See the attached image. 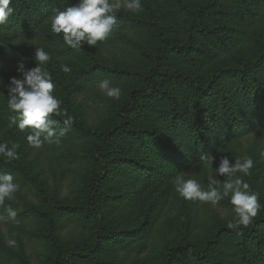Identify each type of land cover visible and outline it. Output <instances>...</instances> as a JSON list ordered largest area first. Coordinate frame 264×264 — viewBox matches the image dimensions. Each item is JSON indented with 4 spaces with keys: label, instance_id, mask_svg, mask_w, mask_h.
Instances as JSON below:
<instances>
[{
    "label": "rangeland",
    "instance_id": "374dc122",
    "mask_svg": "<svg viewBox=\"0 0 264 264\" xmlns=\"http://www.w3.org/2000/svg\"><path fill=\"white\" fill-rule=\"evenodd\" d=\"M227 1L234 7V0ZM202 5L204 0H146L139 13L121 9L137 21L129 22L135 32L115 30L94 47L84 45L82 50H68V54L62 39L50 32L46 18L51 12L42 20L39 31L28 39L13 41L11 35L0 30V51H8L11 58L16 50V65L6 71L0 69V80L7 85L10 77L19 78L16 69L20 62L24 63L25 69L35 67L36 62L32 58L34 48L43 47L51 57L45 67L52 74L54 95L61 100V108L67 111L66 116L73 117L84 126L95 125L107 117L104 107L107 100L112 99L104 96L96 87L103 78L86 79L78 71L88 68L93 61L131 69L132 75L123 79L120 76L109 79L114 86L122 89L120 99H113L114 102H121L129 89L145 88L144 74L152 64L159 33L176 37L178 43H185L183 39L186 34L182 27L192 21L189 14L199 10ZM252 8L257 10L259 6L254 4ZM258 15H251L246 22L244 19L236 21L223 16H220L223 18L221 21H217L218 17L215 16L203 22L211 32H198L191 39L188 56L171 52L160 68L171 73H199L209 78L214 61H223L225 65L233 62L231 55H220L217 49L219 44L216 42L220 41L222 31L217 32L216 27L223 25L224 36L231 35L232 38L229 37L233 40L241 39L240 28L248 29L249 39L251 34L264 29V18ZM249 23L250 27L247 28ZM244 39L241 50H246L244 47L249 42L247 37ZM61 64H67L71 72H62ZM170 90L171 87L166 90L164 86H159L161 98L155 103L159 112H141L137 109L131 114L133 118L128 125L134 132L124 137H114L117 148L107 156L108 170L94 194L95 210L102 217L100 223L96 217L72 213L74 207L86 203L85 185L98 173L90 161L73 156L82 152V141L68 132L59 144L45 142L38 149L28 146L26 133L9 126L10 120L3 115L7 93L0 87V143L19 145V158L6 162L0 157L7 163L0 166L8 173V166L16 165L26 173V176H20L10 171L20 188L12 199H5L4 204L0 205L2 215L6 216L7 207L17 212L15 220L0 221V264H54L58 248L93 247L101 233V224L111 229L115 238L100 241L101 245L95 248L92 255L112 264H158L167 248L185 241L198 247L207 245L213 251L215 264H248L241 255L236 239L225 236L224 232L218 235L216 230L218 223L227 226L234 217L228 200H221L218 206H212L199 201H186L175 191L174 180L177 176L196 179L206 189L207 177L213 171L203 161L184 162L185 143L177 138L176 131L171 127L176 101L168 100L166 95ZM138 103L143 107L148 105L142 100ZM119 122L118 118L110 120L109 127ZM222 156H228L232 163L246 156L252 158L254 166L251 174L241 178L250 185L251 191L258 194L259 202L263 205L264 131H255L220 145L214 156L213 169L218 167ZM142 170L146 171L144 176L139 173ZM4 172L0 170V173ZM217 178L221 182L224 180L222 176ZM42 213L52 220L51 236ZM134 229H140L145 236L127 247L131 241L127 231ZM256 234L264 236L263 224L256 227ZM216 235L218 238H215ZM260 251H263L261 245ZM185 253L188 252L179 251L177 255L182 256H178L174 263H183ZM249 255H253L252 250ZM261 261L262 258L256 256L251 258V264H264ZM69 264L92 263L89 258L76 257Z\"/></svg>",
    "mask_w": 264,
    "mask_h": 264
},
{
    "label": "trees",
    "instance_id": "16d2710c",
    "mask_svg": "<svg viewBox=\"0 0 264 264\" xmlns=\"http://www.w3.org/2000/svg\"><path fill=\"white\" fill-rule=\"evenodd\" d=\"M76 2L77 0H12L10 6L14 8V13L4 25H0V30L11 35L13 41L28 39L39 31L42 20L54 8L61 9L68 5H74ZM145 2L146 0H141L142 4ZM233 3L234 7H231L227 0H204V5L199 10L189 14L192 21H185L186 23L182 27L186 34L183 39L186 41L185 43H178L176 37H169L160 32V37L155 40L157 47L152 56V64L144 74L145 88L129 89L121 102H114L113 99L107 100L104 107L107 117L95 125L84 126L71 116L53 117L58 121L57 128L68 127V132L82 141L80 145L82 152H77L79 154L73 156L90 161L98 170V173L85 185L86 203L78 208L74 207L73 214L77 213L78 216L85 217L93 216L100 223L102 222L101 215L95 210L94 194L103 174L108 170L109 165L106 158L112 155L117 148L118 144L114 137H124L128 133L134 132L129 129L128 125L133 118L131 114L137 109L141 112H159L155 105L161 98L159 86H164L166 90L171 87L166 96L171 102L176 101L171 115V127L176 131L177 138L182 139L185 143V163L202 161L201 156L214 157L220 145L255 131H264V29L256 34L250 33L248 39V29L240 28L241 39L238 37L233 40L231 35H229L231 38L224 36V26L218 25L217 32L221 30L222 34L219 38L220 41L216 42L219 44L217 49L220 51V55H231L233 62L230 65H225L223 61H214L210 68L212 73L209 78L203 77L199 73H171L160 68L162 61L171 52L188 56L191 39L199 33H210V29L205 27L203 22L213 19L215 16L218 17L217 21L223 19L220 16L236 21L244 19L245 22L251 15L259 14L261 19L264 18V0H234ZM254 4L258 5L259 9L254 10L252 8ZM129 22L137 21L121 10L117 13V24L113 31L135 32ZM252 25L253 23H251ZM248 27H250V23L247 24ZM244 37H247L249 42L244 47L246 50H241V42L245 41ZM71 49L66 47L64 50L68 54V50ZM15 53L16 50L14 56L10 58L8 51H0V69L6 71L16 65L14 62ZM78 73L86 79L95 77L116 79L119 76L123 79L125 76L132 75L131 69L116 68L95 61ZM141 100L147 102L148 105L143 107L144 105L138 103ZM6 105L2 108L3 115L10 120L15 113L10 112ZM69 118L70 123L65 124ZM117 118L120 119V122L109 127L110 120L113 121ZM0 164L6 166L7 163L0 159ZM8 167V170L14 171L20 176L21 174L26 176L22 168L16 165L10 164ZM0 170L4 172L1 166ZM139 173L144 176L146 171L142 170ZM41 216H43V220L49 228V236H51L52 220L47 214L42 213ZM218 224L216 227L218 235L224 232L225 236L235 238L241 255L248 264H251V258L254 256L262 258L261 262L264 263V236L260 237L256 234V227L260 224L264 225V207L246 228L232 230L227 226L220 225L221 223ZM100 226L101 233L97 236L95 247L63 250L58 248L54 264H69L76 257L89 258V262L92 264H112L108 260L98 259L92 255V252L101 245L100 241L115 238L111 229L103 227V224ZM127 233L130 234L129 239L131 240L127 247L145 236L140 229L127 231ZM218 235L215 238H218ZM51 240L56 245L54 239L51 238ZM260 245L263 251L259 252ZM183 250L188 253H185L186 255L182 258L183 263L180 264H215V259L212 256L213 251L208 249L207 245L198 247L189 241L167 248L158 264H175V259L182 256L181 253L179 255L177 253ZM251 250L253 251L252 256L249 255Z\"/></svg>",
    "mask_w": 264,
    "mask_h": 264
},
{
    "label": "clouds",
    "instance_id": "9594fccd",
    "mask_svg": "<svg viewBox=\"0 0 264 264\" xmlns=\"http://www.w3.org/2000/svg\"><path fill=\"white\" fill-rule=\"evenodd\" d=\"M11 4L12 0H0V25H4L13 15ZM121 9L132 13L143 10L141 0H77L74 5L62 10L54 8L46 22L50 25V32L59 36L67 47L82 50L84 45L94 47L110 36ZM32 58L36 62L35 67L25 69L23 62L18 63L16 71L19 78L10 77L7 85L0 80V87L6 90L7 108L15 113L9 126L26 133L28 146L38 149L45 142L59 144L69 128H57L58 121L53 119L54 116H66L67 111L61 108V100L54 95L52 74L45 67L51 59L50 54L43 47H37ZM60 69L64 73L71 72L67 64H61ZM96 87L104 96L120 99L122 89L114 86L109 79L99 80ZM68 123L70 118L65 121V124ZM9 143H0V157L6 162L19 158V145L11 143L9 146ZM201 160L213 171L207 177L206 189L196 179L177 176L174 180L176 193L186 201H199L212 206H218L221 200L227 199L234 213L227 227L236 230L249 226L264 207L259 202L258 194L251 191L250 185L241 178L251 174L254 166L252 158L246 156L232 163L228 156H222L215 169L212 167L214 157L201 156ZM221 176L224 177L223 182L217 178ZM19 188L11 173H0V205L4 204L5 199H12ZM5 212L6 216L0 214V221L15 220L17 212L14 209L7 207Z\"/></svg>",
    "mask_w": 264,
    "mask_h": 264
}]
</instances>
